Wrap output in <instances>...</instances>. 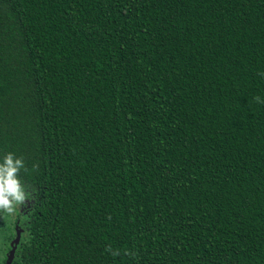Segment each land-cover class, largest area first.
<instances>
[{
    "label": "trees",
    "instance_id": "16d2710c",
    "mask_svg": "<svg viewBox=\"0 0 264 264\" xmlns=\"http://www.w3.org/2000/svg\"><path fill=\"white\" fill-rule=\"evenodd\" d=\"M261 73L264 0H0V264H264Z\"/></svg>",
    "mask_w": 264,
    "mask_h": 264
},
{
    "label": "clouds",
    "instance_id": "9594fccd",
    "mask_svg": "<svg viewBox=\"0 0 264 264\" xmlns=\"http://www.w3.org/2000/svg\"><path fill=\"white\" fill-rule=\"evenodd\" d=\"M260 75L264 77V73ZM254 100L264 103L259 97H254ZM35 167L34 165L33 170ZM21 170L28 171L23 157H17L13 152L4 154L2 162H0V213L14 217L18 209L30 199V193L26 191V186L18 178ZM105 251L111 252L113 256L120 254L118 250H113L110 247Z\"/></svg>",
    "mask_w": 264,
    "mask_h": 264
},
{
    "label": "rangeland",
    "instance_id": "374dc122",
    "mask_svg": "<svg viewBox=\"0 0 264 264\" xmlns=\"http://www.w3.org/2000/svg\"><path fill=\"white\" fill-rule=\"evenodd\" d=\"M26 191H27V190H26ZM27 192H28V191H27ZM28 193H30V192H28ZM32 200H33V198H32V194L30 193V199L27 200V201L25 202V205H24V206H22V207H20V208L18 209V211L16 212V214H15L14 217H12V216H8V215H7V221H6V224L4 225V227L6 228V226H7V228H10V227L12 228V226L14 227L15 225H17V222L14 223V221H15L17 218H19L20 216L22 217V216L24 215V213H25V211H26L28 205H30V203L32 202ZM17 228H18V226L16 227V230H17ZM3 235H4V238H5V237H7L9 234H8L6 231H3ZM11 236H12V235H11Z\"/></svg>",
    "mask_w": 264,
    "mask_h": 264
},
{
    "label": "water",
    "instance_id": "95a60500",
    "mask_svg": "<svg viewBox=\"0 0 264 264\" xmlns=\"http://www.w3.org/2000/svg\"><path fill=\"white\" fill-rule=\"evenodd\" d=\"M11 255V254H10Z\"/></svg>",
    "mask_w": 264,
    "mask_h": 264
}]
</instances>
